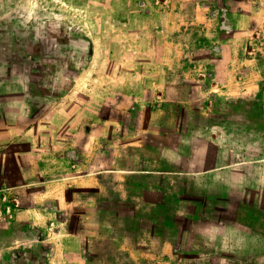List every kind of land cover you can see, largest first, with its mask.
Instances as JSON below:
<instances>
[{
    "label": "rangeland",
    "instance_id": "rangeland-1",
    "mask_svg": "<svg viewBox=\"0 0 264 264\" xmlns=\"http://www.w3.org/2000/svg\"><path fill=\"white\" fill-rule=\"evenodd\" d=\"M259 2L0 0V80L16 74L30 84L29 91L0 92V126L28 121L48 108L57 143L68 133L64 122L83 119L85 131L100 133L102 167L116 165V155L118 166L181 172L233 164L197 178L132 175L128 192L121 189L120 176L107 173L103 234L136 242L154 229L178 242L182 264H264V255L252 249L248 255H226L216 240L224 226L221 215L247 224L264 219V183L259 182L264 178V12H251L254 18L243 13L255 4L264 8ZM249 19L252 26L245 28ZM196 60H206L219 82L235 60L231 87L246 93L205 94L203 88L211 84L194 78L200 67L205 71ZM26 107L33 114L22 115L19 110ZM76 126L68 136L82 143L87 133ZM23 127L18 125V133ZM22 179L0 160V264H32L30 252L38 248V241H19L34 233L18 218L23 203L12 185ZM144 183L159 184L160 191ZM92 196L75 192L79 212H93L87 206ZM153 200L160 201V209ZM203 209L204 217L190 218L189 211ZM152 211L161 217L143 215ZM77 218L70 215L72 226ZM97 247L110 264L117 254L114 240L103 238ZM71 260L77 263V256Z\"/></svg>",
    "mask_w": 264,
    "mask_h": 264
},
{
    "label": "crops",
    "instance_id": "crops-1",
    "mask_svg": "<svg viewBox=\"0 0 264 264\" xmlns=\"http://www.w3.org/2000/svg\"><path fill=\"white\" fill-rule=\"evenodd\" d=\"M258 1L261 3L264 0ZM251 12L260 14L264 12V8L261 4L260 7L255 4L247 11H243L247 16L254 18V15L251 16ZM244 24L245 28L252 26V19L245 21ZM235 60L233 64L236 65ZM196 63L203 65L205 71L200 67L201 71H198L194 78L205 82L209 81L211 84V86L203 88L205 94L210 95L216 92L219 95L236 93L240 95L246 93L243 89L234 90V86L231 87L238 71H235V65L231 67V62L225 70V78L220 82L217 80L214 71L209 70L206 60H196ZM238 64L240 67V63ZM0 84V92L7 90L13 92L29 91L30 86L26 77L16 74L0 80ZM63 109L65 108L63 107ZM19 111L22 115L33 114V111L27 107ZM52 114L51 109L46 108L39 112L37 117L20 122L24 126V130L20 133L17 131L19 122H6L0 126L4 129L0 130V145L2 147L0 160L4 158L23 177L19 183L12 185V188L17 192V197L23 203L19 208L18 218L20 217L24 222H29L34 228L32 235L21 236L19 241H38V248L30 252L31 263L108 264L98 254L97 242L103 238H109L114 240L115 245H117V254L109 261L110 264H182L179 259L178 242L171 238H164L160 232L154 229H151L147 236L141 237L136 242L130 241L126 235L108 236L103 234L105 227H103L100 217L102 202L106 198L104 193L106 184L103 178L107 173L120 176L123 183L121 189L128 192L130 185L127 182L132 175L159 176V174L165 173H187L191 177H196L216 169L230 168L233 164H222L219 168L212 167L204 170L181 172L180 170L163 168L118 166L116 155V165L102 167L101 149L103 143L100 133L95 129L85 131L83 119L73 125L64 122L61 127L68 133L58 144L52 139L50 132L53 124L51 121ZM75 126L78 132L87 133V138L82 143L78 142V138L68 136L70 129H74ZM13 144H29L31 150L11 152L7 148ZM139 144L142 145L143 143ZM54 146L59 148L55 151L52 149ZM31 175L35 177L32 179L30 178ZM261 176L262 173L260 172ZM259 182L264 183V178H260ZM147 185L160 191L159 184L144 183V186ZM115 186L118 189V185L115 184ZM226 187L228 188L225 192L228 193L227 197H229L234 187L233 184ZM76 191L92 193V198L87 202V206L93 210L92 213L83 214L79 212L77 209L79 200L74 198ZM108 198L110 200L111 197ZM115 201L118 199L116 198ZM141 206L144 207L146 204ZM152 206L160 209L162 205H160V201L153 200ZM204 209L206 210V208ZM204 209L201 212L189 211L190 218L201 219L206 215ZM156 212H143V215H151L153 219L160 218V213ZM71 214L78 215L76 226L71 224ZM220 218H222L224 226L216 240L217 246L222 248L221 252L226 255H248L252 249L254 255H264V253H259V250L264 248V219L247 224L238 218H228L225 215H221ZM213 221H217V219L214 218ZM19 252L20 254L23 253V251ZM75 256H77V263L71 260Z\"/></svg>",
    "mask_w": 264,
    "mask_h": 264
}]
</instances>
